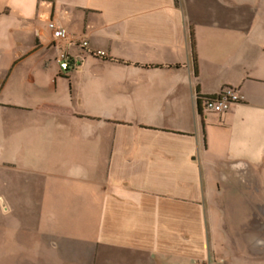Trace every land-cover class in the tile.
Masks as SVG:
<instances>
[{
    "label": "crops",
    "instance_id": "1",
    "mask_svg": "<svg viewBox=\"0 0 264 264\" xmlns=\"http://www.w3.org/2000/svg\"><path fill=\"white\" fill-rule=\"evenodd\" d=\"M0 197L38 262L264 264V0H0Z\"/></svg>",
    "mask_w": 264,
    "mask_h": 264
},
{
    "label": "rangeland",
    "instance_id": "2",
    "mask_svg": "<svg viewBox=\"0 0 264 264\" xmlns=\"http://www.w3.org/2000/svg\"><path fill=\"white\" fill-rule=\"evenodd\" d=\"M242 166L246 167L245 165L238 163L237 165H228L227 168L230 170L231 173H233L234 172L233 170L241 169ZM251 181H253L252 177H251ZM256 192H258V190H256ZM247 193H249L248 189H246V194ZM262 200L264 201V197ZM5 214L6 213L3 212V209L1 208L0 205V232L5 234V230L3 229V226L6 224H8L9 226L5 235L6 239H8L7 255L5 251L1 252L0 264H48L47 261H41V262L36 261L33 256L34 250L31 249L32 239L33 241L35 239H39L40 242L48 243L50 238H47L45 234L40 233L41 231H45V228L39 226L38 228L32 227V214L25 207L20 209V211L12 212L8 216H4ZM261 219L264 220V215L263 216L261 215ZM59 230L60 232H62L61 229ZM14 236L22 237L20 240L21 245L17 246V249L14 247V243L10 242V238ZM61 238L62 235L54 237V240H59ZM3 247H5V244L0 246V249H2ZM12 253H13V257L9 258V255ZM61 255H62L61 258L63 259V252L61 253ZM4 257L8 258L7 261H5ZM1 258H3V260Z\"/></svg>",
    "mask_w": 264,
    "mask_h": 264
},
{
    "label": "built area",
    "instance_id": "3",
    "mask_svg": "<svg viewBox=\"0 0 264 264\" xmlns=\"http://www.w3.org/2000/svg\"><path fill=\"white\" fill-rule=\"evenodd\" d=\"M49 28L52 31V34L54 38L56 39H67L69 37L68 33L65 31V29L60 28L57 26V24L54 21H51L49 23ZM86 41H82L81 45L83 47L87 46ZM96 56H105V53L102 51H97ZM60 67L67 71L69 68V62H68V56L67 54H62L60 57ZM244 100V97L240 95L235 89L227 88L221 93L213 96L208 97L205 100V108L216 112V113H223L230 109V107L238 102H241Z\"/></svg>",
    "mask_w": 264,
    "mask_h": 264
},
{
    "label": "water",
    "instance_id": "4",
    "mask_svg": "<svg viewBox=\"0 0 264 264\" xmlns=\"http://www.w3.org/2000/svg\"><path fill=\"white\" fill-rule=\"evenodd\" d=\"M0 205H1V208L3 209V211L7 210L6 204L2 198H0Z\"/></svg>",
    "mask_w": 264,
    "mask_h": 264
}]
</instances>
